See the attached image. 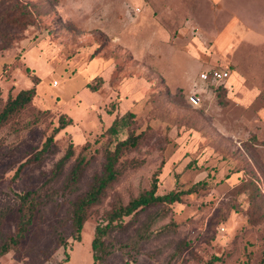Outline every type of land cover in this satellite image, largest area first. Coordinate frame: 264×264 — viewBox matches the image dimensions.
Returning <instances> with one entry per match:
<instances>
[{
  "label": "rangeland",
  "instance_id": "374dc122",
  "mask_svg": "<svg viewBox=\"0 0 264 264\" xmlns=\"http://www.w3.org/2000/svg\"><path fill=\"white\" fill-rule=\"evenodd\" d=\"M15 7L26 8V19ZM213 70L228 76L201 81ZM34 77L39 83L29 108L0 127L1 233L14 234L18 195L37 191L41 206L0 264H93L96 227L118 204L149 190L154 173L160 195L200 182L206 187L117 222L104 238L110 254L101 264H260L264 0H0V110ZM89 84L100 88L90 92ZM41 111L49 115L30 126ZM127 111L135 118L123 137L129 130L143 139L89 209L78 242L72 203L102 173V133ZM62 114L72 124L54 137L41 163L25 166L13 181ZM70 142L74 157L84 154L89 162L67 193L62 187L73 159L59 179L50 176Z\"/></svg>",
  "mask_w": 264,
  "mask_h": 264
},
{
  "label": "trees",
  "instance_id": "16d2710c",
  "mask_svg": "<svg viewBox=\"0 0 264 264\" xmlns=\"http://www.w3.org/2000/svg\"><path fill=\"white\" fill-rule=\"evenodd\" d=\"M24 8L25 7L13 8L14 14H20V16L24 15L25 17L23 18L26 19L25 14H28V12L24 10ZM18 19L16 21H18ZM23 25H26V23ZM38 83L39 79L34 77L32 79L33 86L31 88L19 91L14 98H7L0 110V127L6 125L14 119H17L22 112L29 108L33 99L36 97L35 87ZM87 88L90 92H96L100 88V85L93 86L92 84H89ZM110 113L112 112L110 111ZM45 115H49L48 111L38 112L29 125L32 126L39 124L41 122V118ZM134 118L135 114L132 111H127L121 116H116L112 120L110 126L102 133V135L106 137L102 173L93 176L88 189L75 199L71 207L70 226L74 234V240L78 242L81 241V232L84 223L88 218L89 209L100 203L105 191L113 183H115L120 176V172L124 167V165H121L119 169L122 157L133 151L143 139V133L135 134L133 131L129 130L126 136L123 137L122 131L130 128ZM71 124V118L65 114L60 115L57 119V126L46 138L41 149L18 167L12 180L15 181L18 178L21 170L25 166L41 163L43 155L53 146L54 137ZM86 146L83 148L84 151L87 150ZM74 156V145L70 142L63 156L53 166L50 176L51 181L59 179L68 162L73 159V164L62 187V190L67 193H72L75 190L89 162L88 158L84 154H79L76 157ZM130 164L135 166L139 163L132 160L130 161ZM157 175V173L153 174L152 184L149 190L143 191L137 197L130 199L126 205L118 204L105 218V221H107L106 225L96 227L95 236L91 242L93 264H101L105 258L109 256L110 253L104 245V238L110 231L120 226L117 222L121 221L125 217L136 216L138 212L157 205L167 206L181 203L183 196L197 194L200 190L206 187L205 182H200L185 191H170L166 194L160 195L157 193ZM39 196L40 195L37 191L18 195L17 198L19 199V207L17 212L19 217L15 224L14 234L5 236L0 230V258L17 248L24 240L35 215L41 206ZM261 208L262 211L258 214L264 216V207ZM58 243L64 248V250L67 248V242L64 238L59 237ZM65 256V260L67 261L68 255L66 253ZM260 264H264V259H261Z\"/></svg>",
  "mask_w": 264,
  "mask_h": 264
},
{
  "label": "built area",
  "instance_id": "2783aa9c",
  "mask_svg": "<svg viewBox=\"0 0 264 264\" xmlns=\"http://www.w3.org/2000/svg\"><path fill=\"white\" fill-rule=\"evenodd\" d=\"M228 76V72L226 71H219V70H213L209 73H202L200 75V79L203 82L211 81V82H221L224 81ZM196 99V98H193ZM193 99H190L193 103L195 101ZM221 232H223V229H220Z\"/></svg>",
  "mask_w": 264,
  "mask_h": 264
},
{
  "label": "crops",
  "instance_id": "0c3cea01",
  "mask_svg": "<svg viewBox=\"0 0 264 264\" xmlns=\"http://www.w3.org/2000/svg\"><path fill=\"white\" fill-rule=\"evenodd\" d=\"M226 72H227V71H226ZM111 122H112V121H111ZM111 122H110V124H111ZM110 124H109V126H110ZM109 126H108V127H109Z\"/></svg>",
  "mask_w": 264,
  "mask_h": 264
}]
</instances>
